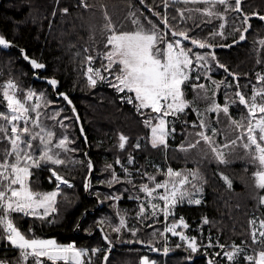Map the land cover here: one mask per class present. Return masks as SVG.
<instances>
[{
	"label": "trees",
	"instance_id": "16d2710c",
	"mask_svg": "<svg viewBox=\"0 0 264 264\" xmlns=\"http://www.w3.org/2000/svg\"><path fill=\"white\" fill-rule=\"evenodd\" d=\"M229 2L234 7V0ZM83 3L88 7H83L81 0H0V33L17 46V49L9 52L0 48V86L12 80L18 86L17 95L21 99L24 91L29 88L37 93L43 91L53 103L42 110L41 122L55 130L57 137L67 133L74 141L70 147L76 149L66 156L61 153L65 164L56 166L59 174L71 181L73 186L60 187L54 213L44 220L12 214L13 222L29 238L33 234L28 230L32 229L37 238H55L58 243L63 244L74 241L77 248L89 249L84 257L85 264H88V256H91V264H101L103 251L93 255L90 250L105 247L102 237L99 233L94 238L87 237L98 227L96 222L101 218L104 222L99 226L103 227L116 247L107 264H141L143 256L155 260L157 264H208L210 259L214 264H250L245 260V255L255 256L264 250V238L255 241L252 239V222L264 219V204L260 203V198L264 197V189L257 187L253 176L259 166L252 163L251 157L246 156L245 150L239 146L225 150L228 163L219 167L215 161L204 159L207 145L203 141L196 143L198 137L195 132L199 128L191 125L193 121L198 123L196 111L204 113L213 99L223 104L226 92L232 118L247 116V110L238 101L231 103L235 99L237 81L230 73L237 74L239 91L246 98L251 97L254 87L256 90L264 87V81L256 79V73L264 74V44L260 43L264 40V22L258 17L250 16L251 27L244 33L243 41L239 40V33L233 32V28L242 27L243 13L259 12L264 15V0H241L242 12L229 9L225 13L224 7L217 5L213 11L224 13L223 19L209 18L205 13L197 11L196 9L206 7L203 3L175 4L173 0H168L166 11L171 30L188 29L190 36L197 35L204 39L209 32L220 31L219 24L224 23L225 36L211 37L209 42L216 45L212 51L219 63L226 65L228 72L214 66L210 73L211 80L205 79L202 74L199 81H188L184 91L185 98H193L196 111L188 108L175 121L171 116L168 117L169 127L174 126L175 133L168 137L166 147H154L151 143V130L144 123L145 116L150 114L148 110H144L142 116L134 104L120 98L122 93L109 87L108 81L98 82L95 87H91L86 76L89 66L101 68L102 53L109 34L105 30V24L109 19L118 31L134 30L136 25L132 23L134 17L129 16L131 11L135 12V17L145 27H149L147 20H151L163 30L160 17L153 14L159 12L161 16L164 15L163 0H144L149 7L141 5L139 0H83ZM65 8L68 9L67 12L63 11ZM178 9L184 10L183 19L179 16ZM233 39L237 42L233 43ZM184 43L186 47L190 46V42ZM20 49L25 50L28 57L46 65L42 77L57 79L60 84L58 92L66 93L78 109L88 139L90 159L95 167L89 195H86L84 189L89 174L85 156L88 147L81 137L74 113L66 101L54 97L47 83L34 79L35 74L23 59ZM193 51L205 50L193 47ZM88 55L94 57L92 62L87 61ZM212 80L223 82L218 90L214 89ZM193 84H204L205 88H193ZM257 102H260L259 96ZM57 109H62L57 119L71 116L67 120L70 125L65 130L55 121L46 119ZM5 110L6 102L3 101L0 90V111ZM207 118L212 126L218 128V142H223L225 138L231 140L236 136L237 131L223 113L220 114L219 124L215 123V113H207ZM184 121L188 123L185 124ZM244 122H247L246 119ZM121 133L128 137L124 149L119 148ZM190 143L195 146L189 149L187 145ZM137 144L139 147H136ZM181 145L187 150H181ZM6 146L4 141H0V150ZM117 159L120 164L115 163ZM109 164L112 169L106 168ZM167 167L181 170L182 174L188 169L198 168L206 181L201 185L203 192L195 193V196H204L199 205L183 202L174 210L176 219L182 216L188 224V228H177V231H182L189 237L195 236L201 246L196 253L188 251L185 242L179 237L163 232L165 225L173 222L172 215L167 221L160 212L155 217L151 216L150 208L144 201L145 194L139 190L140 185L145 183L153 186L149 175L155 176L156 182H163ZM113 169L119 182H112L109 186L107 181L111 179ZM219 173L231 179V188ZM49 175L43 167L32 169L30 187L40 192L56 190L55 182L48 179ZM156 192L162 193L163 189H157ZM112 196H118L119 199L113 201L110 198ZM142 201L146 208L143 218L137 216ZM153 203L163 207V202L158 199L153 200ZM98 206L101 209L94 212ZM117 211L126 214L129 228L138 229L135 237L127 229H122L120 239L115 238L117 234L112 231V227L119 221ZM85 214L86 218L80 222ZM204 218H207L206 223ZM77 223L79 227L76 226ZM153 233L156 235L153 236ZM164 237H167L166 241ZM134 239L146 242L151 240L152 243H128ZM209 239L211 247L208 246ZM219 244L225 245L224 249L218 247ZM233 244L240 246L242 251H238L236 259L230 262L223 256V252L232 251ZM164 246L169 249L167 255L163 253ZM6 247L5 241L0 240V260L14 262L20 259L19 250ZM153 247L160 251H153ZM216 253L220 255H215ZM189 256L193 258L191 261L187 259Z\"/></svg>",
	"mask_w": 264,
	"mask_h": 264
},
{
	"label": "snow or ice",
	"instance_id": "6c2138e0",
	"mask_svg": "<svg viewBox=\"0 0 264 264\" xmlns=\"http://www.w3.org/2000/svg\"><path fill=\"white\" fill-rule=\"evenodd\" d=\"M165 12L161 16L159 12L153 13L160 17L164 26L163 30L158 28L157 24L151 20H147L149 27L135 17V12L129 13V16L134 17L132 23L136 25L134 30L118 31L112 25L110 19L105 24V30L109 33L106 37L104 45L105 50L102 53L103 61L101 68L88 67L87 83L91 87H95L98 83L108 81L109 87L115 89L118 93L123 95L120 97L126 100L129 104H134L137 112L142 116L144 110L149 111V115L145 116L144 123L151 130V143L155 147L157 145L167 146L168 137L175 133V127H169V119L175 121L191 103L185 98L184 88L186 81L194 79L199 81L201 75L207 80H211L210 73L212 68L218 67L228 72L226 65L219 63L216 59L215 52L212 51L216 45L209 42V38L219 35L224 37L223 31L224 23L219 24L220 31L209 32L208 37L201 39L197 35H189V30L175 31L169 27V20L167 15L168 0H163ZM203 3L206 5L203 9H196L197 11L205 13L209 18L217 17L223 19L224 13L213 11L217 5L224 7L226 13L229 9L236 12H242L241 0H234L233 4L229 0H173V3ZM82 6L87 8L88 5L83 3ZM139 3L145 7L144 0H139ZM67 12L68 9H63ZM178 14L181 19L184 18V10L178 9ZM188 11H192L188 9ZM250 16L258 17L260 21L264 22V15L259 12L243 13L241 21L242 27L233 28V32L239 33V40H245V35L251 27L249 23ZM175 19V17H173ZM204 21H201L203 23ZM211 22L210 20L208 21ZM198 27L199 25H194ZM182 38V39H181ZM184 42H190V46H185ZM237 41L233 39V43ZM11 41L0 35V46L8 47ZM264 44V40L260 42ZM230 46V45H224ZM193 47L197 49H204V52L193 51ZM23 58L29 61L34 70L45 68V65L38 62L36 59H31L27 56L23 49H20ZM94 57L87 56V61L92 62ZM194 73V76L192 75ZM38 76V73H34ZM236 79L237 91L234 93L235 99L231 103L235 104L238 101L239 105L244 106L247 110V116H241L240 119H233L230 115V101L225 93V102L223 104L212 100L201 113L196 111L197 121L192 122L193 128H199L195 132L198 137L196 143L203 141L207 145V151L203 158L208 159L209 162L215 161L217 166L227 164L225 150L239 146L245 150V155L251 157V162L258 164V170L253 172L256 179L257 187L264 189V87L259 90L253 88L250 98L239 91V81L236 73H230ZM48 84L55 90L59 81L54 77L45 78ZM256 79L264 81V74L256 73ZM214 89H219L221 83L212 80ZM231 86V85H227ZM193 88L204 89V84H193ZM2 90L3 101L6 102V110L0 111V141L6 143V147L0 150V240L5 241L6 246L14 247L20 252V264H26L29 257H31L33 264H48V262H63V264H85L84 257L88 254L89 249L77 248L75 242L63 244L58 243L55 238H37L34 236L33 230L32 238L26 236L20 228L13 222L12 214H20L23 216L36 217L44 220L49 216L50 210L55 211L53 205L56 202L57 196L60 194L61 185L71 187L70 181L63 175H60L56 170V166L64 165L65 159L62 158L61 153L65 156L70 152H75V148L69 145L74 143L70 140L67 134H62L59 138L55 137L52 129L48 128L41 122L42 110L46 109L52 100L45 96L43 91L37 93L35 90L29 88L24 91L23 99L17 95L18 86L9 80L5 85L0 86ZM57 96L62 97L68 105H72L71 99L64 92H56ZM215 96V91L213 92ZM257 96L260 97V102H257ZM31 102V103H29ZM62 109L54 110L52 115L47 116L46 119L55 121L61 128H66L67 125L63 123L64 120L70 119L64 116L61 120H57ZM71 111L75 113V107L72 106ZM154 113L155 115H151ZM207 113L216 114V124H219L220 114L223 113L228 118L229 123L237 131L236 136L228 140L225 138L223 142H218L216 136L218 128L212 126L211 121L207 118ZM260 115H257V114ZM79 120L78 114L75 116ZM246 119V123L244 122ZM153 120L156 122L153 123ZM187 124V121H184ZM22 125V126H21ZM83 133V127L80 129ZM86 139V137H85ZM128 137L124 134L119 136V148L124 149ZM34 142L35 145H34ZM194 144H188L187 148L194 147ZM139 147V144L136 145ZM181 150L186 151L184 145H181ZM86 155V154H85ZM131 158L129 163H131ZM120 164L119 159L115 161ZM89 172L93 168L91 159L87 160L86 164ZM43 167L50 175L49 181L55 182L56 190L48 192L34 191L30 187L29 179L32 176V169H39ZM122 169L123 166L121 165ZM106 168L112 169V165H106ZM127 172V169H123ZM145 175H148L145 173ZM222 180L232 187V181L223 173H219ZM166 179L163 182H156L155 176L149 175V181L153 182V186L145 183L140 185V191L145 194L144 201L147 202L150 208V215L155 217L158 212L162 213L165 221L168 220L170 214L173 217L171 224H166L163 232L171 233L184 241L187 245V250L191 253H196L200 249V245L196 241L195 236H187L182 231H177V228H188V224L183 217L176 219L175 208L179 203L187 200L189 204L199 205L201 199L195 198L196 192H203L201 186L205 181L199 169H188L186 173L182 174L181 170H174L167 167L165 173ZM112 182H119V178L112 170L111 179L107 181L109 186ZM104 183V181H101ZM85 190L90 187V181L85 183ZM157 189H163L162 193L156 192ZM97 195H99L97 193ZM113 201L119 199L118 196L110 197ZM140 199V197H137ZM160 200L163 202V207L158 203H153V200ZM142 201L139 205L137 216L143 218L146 212L145 202ZM260 203L264 204V197L260 198ZM43 210L38 211V210ZM116 215L119 221L112 227L115 232L116 239H120L122 229H127L133 237L136 236L137 228H129L127 225L126 214L117 211ZM51 222V221H49ZM104 219L96 222L98 230L103 233V228H99L103 224ZM207 222V218H204ZM252 223H255L253 221ZM260 230L259 236L264 238V219L259 221ZM79 227V223L76 225ZM156 233H153L155 236ZM163 235V234H161ZM257 238V229L252 230V239ZM103 241L106 242L105 247L92 248L90 251L93 255L103 251L101 257V264H107L108 255L113 247V240L108 234L102 235ZM165 241L167 237H164ZM128 243L151 244L152 241H144L134 239ZM209 247L212 246L211 239H209ZM179 247V245H177ZM218 247L224 249L225 245L219 244ZM153 251H160V249L152 248ZM163 253L167 255L169 249L167 246L163 247ZM238 251H242L240 246L233 244L232 251L223 252V256L228 261H234ZM215 255H220L216 253ZM46 258V259H43ZM191 261L193 258H187ZM245 260L250 264H264V250L259 251L258 256L245 255ZM0 264H7L6 260H0ZM88 264H91V256H88ZM141 264H155L154 261H149L147 256L141 258ZM208 264H214L213 260H209Z\"/></svg>",
	"mask_w": 264,
	"mask_h": 264
},
{
	"label": "water",
	"instance_id": "95a60500",
	"mask_svg": "<svg viewBox=\"0 0 264 264\" xmlns=\"http://www.w3.org/2000/svg\"><path fill=\"white\" fill-rule=\"evenodd\" d=\"M0 35H1V33H0ZM0 48L2 49V50H4V51H12L13 49H17V46H15L13 43H11V45L10 46H8V47H4V46H0ZM25 51V50H24ZM21 52V51H20ZM25 53H26V51H25ZM24 59V58H23ZM31 59H33V58H31ZM25 60V59H24ZM25 62L28 64V65H30V63H29V61H27V60H25ZM39 62V61H38ZM44 64V63H43ZM45 65V64H44ZM30 67H31V65H30ZM31 69H32V71L34 72V73H38V76L37 75H35V77H34V79L37 81V82H44V83H47L48 84V82H47V80L44 78V77H42V74H44V72L46 71V65H45V68H43V69H39V70H34L32 67H31ZM49 85V84H48ZM50 86V85H49ZM51 87V86H50ZM59 87H60V84H58V86L56 87V89L54 90L52 87H51V89H52V92H53V95H54V97L56 98V99H63L62 97H59V96H57L55 93L58 91V89H59ZM69 97V96H68ZM71 108H72V106H74L75 107V113H74V116H76L77 114H78V116H79V120H76V122H77V125H78V128H79V131H80V129H81V126L83 127V133H81V131H80V134H81V137H82V139L85 141V143H86V145H87V150H86V152H85V156H86V159L88 160V159H90V154H89V145H88V139H87V136H86V132H85V129H84V125H83V122H82V119H81V116H80V114H79V112H78V109L76 108V106L73 104V102H72V105H69ZM85 137H86V139H85ZM92 161V160H91ZM92 164H93V162H92ZM94 173H95V167H94V164H93V168H92V170H91V172H89V174H88V177H87V179H86V183L87 182H89L90 181V187L87 189V190H85V193H86V195H89V193H90V190H91V187H92V180H93V177H94ZM84 189H85V187H84ZM97 201H99V198L97 197ZM101 209V206H98L97 208H96V210H94V212H98L99 210ZM86 218V214L84 215V217L82 218V220L80 221V222H82L84 219ZM99 228H103L102 226H99ZM104 230V229H103ZM100 234V236L102 237V235L103 234H106L105 233V231H103V233L102 232H100L99 230H98V227H96V229L94 230V232L92 233V234H90V235H88L87 237L88 238H94L95 236H96V234ZM103 240V239H102ZM105 244H106V242L105 241H103ZM115 246L113 245V247H112V250H111V252L109 253V255H108V259H109V257L114 253V251H115Z\"/></svg>",
	"mask_w": 264,
	"mask_h": 264
},
{
	"label": "rangeland",
	"instance_id": "374dc122",
	"mask_svg": "<svg viewBox=\"0 0 264 264\" xmlns=\"http://www.w3.org/2000/svg\"><path fill=\"white\" fill-rule=\"evenodd\" d=\"M87 76V75H86ZM190 80H192V79H189L188 81H190ZM188 81H186L185 83L187 84L188 83ZM98 82H100V81H98ZM184 91H185V88H184ZM187 99V98H186ZM187 100H189L191 103L189 104V107L188 108H192V109H194V105H193V98L191 97V98H188ZM187 108V109H188ZM186 109V110H187ZM155 114H153V116H154ZM58 118V116L56 117V119ZM69 118L71 119V116H69ZM62 118H59V119H57V120H61ZM156 121L155 120H153V123H155ZM63 123L65 124V125H67V127L66 128H63L64 130L65 129H67L68 128V126L70 125V123H69V121H67V120H64L63 121ZM44 125H46V124H44ZM47 127H48V125H46ZM54 132H56L55 130H53ZM67 134V133H66ZM68 135V134H67ZM69 136V135H68ZM56 138H59V137H57V134H55V137H54V140L56 139ZM69 138H70V136H69ZM71 140V139H70ZM70 146V145H69ZM48 192V191H47ZM195 198H199V199H201V202L204 200V196L202 195V194H199L198 196H195ZM184 203L185 204H188V205H196V204H189V203H187V200H185L184 201ZM55 206V204L53 205V207ZM38 211H43L42 209L41 210H38ZM54 213V211H51L50 210V213H49V216H51L52 214ZM259 221L260 220H258V221H255V223H253V228H256L257 229V238H256V240H260L261 239V237L259 236V230H260V225H259ZM185 246L187 247V245H186V243H185ZM255 256H258V253H256L255 254ZM144 257V256H143ZM43 259H46V258H43ZM149 259V258H148ZM149 261L151 262V261H154L155 262V264H157V262L155 261V260H150L149 259ZM53 262H48V264H52ZM140 263H141V260H140ZM7 264H20V259L19 260H16V261H14V262H7ZM26 264H33V262H32V259H31V257H29V259H28V261L26 262ZM54 264H56V262H54Z\"/></svg>",
	"mask_w": 264,
	"mask_h": 264
},
{
	"label": "crops",
	"instance_id": "0c3cea01",
	"mask_svg": "<svg viewBox=\"0 0 264 264\" xmlns=\"http://www.w3.org/2000/svg\"><path fill=\"white\" fill-rule=\"evenodd\" d=\"M6 248H11V249H15L14 247H9V246H7ZM6 248H5V249H6Z\"/></svg>",
	"mask_w": 264,
	"mask_h": 264
},
{
	"label": "built area",
	"instance_id": "2783aa9c",
	"mask_svg": "<svg viewBox=\"0 0 264 264\" xmlns=\"http://www.w3.org/2000/svg\"><path fill=\"white\" fill-rule=\"evenodd\" d=\"M71 186H72V183L70 182ZM62 186V185H61Z\"/></svg>",
	"mask_w": 264,
	"mask_h": 264
},
{
	"label": "flooded vegetation",
	"instance_id": "af4514ba",
	"mask_svg": "<svg viewBox=\"0 0 264 264\" xmlns=\"http://www.w3.org/2000/svg\"><path fill=\"white\" fill-rule=\"evenodd\" d=\"M58 91H59V89H58ZM58 91H57V92H58Z\"/></svg>",
	"mask_w": 264,
	"mask_h": 264
}]
</instances>
